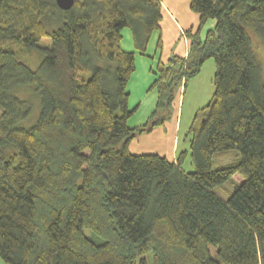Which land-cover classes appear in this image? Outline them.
<instances>
[{"label":"trees","instance_id":"16d2710c","mask_svg":"<svg viewBox=\"0 0 264 264\" xmlns=\"http://www.w3.org/2000/svg\"><path fill=\"white\" fill-rule=\"evenodd\" d=\"M189 1L200 21L186 32L189 51L159 60L155 108L130 127L135 52L121 47L122 30L146 52L160 29V0H75L68 10L55 0H0L5 262L264 264V66L247 32L264 45V0ZM208 19L216 23L201 38ZM35 54L38 71L24 62ZM208 59L214 92L189 127V150L173 161L131 153L135 137L170 118L178 89ZM26 85L40 96L30 127L22 126L32 110L20 97ZM233 149L239 157L213 168Z\"/></svg>","mask_w":264,"mask_h":264},{"label":"crops","instance_id":"0c3cea01","mask_svg":"<svg viewBox=\"0 0 264 264\" xmlns=\"http://www.w3.org/2000/svg\"><path fill=\"white\" fill-rule=\"evenodd\" d=\"M160 2L162 6L160 29L153 31L150 35L146 52L143 53L135 49V44L130 29V32L127 31L125 33V28L122 30L123 37H127V42H125V44L124 41L121 42V47L126 51L135 52V70L127 82V91L129 93L128 105L130 109L134 110L132 115L127 119V123L130 127L143 124L141 122L144 121L143 118L146 113L148 112V114H150V110L156 105L157 90L152 87V84L157 78L154 70L159 60L161 59L166 61L173 55L186 56L190 48V39L188 38L186 32L187 30L191 29V31L194 33L199 28V14L190 8L189 0H160ZM215 23L216 21L214 19H208L205 22L202 29L200 30L201 38L205 37L206 31L210 28H213ZM159 38L162 41L161 47H158L157 45ZM209 60L204 62L201 71L205 67V63ZM211 67H213L212 69L214 70L215 74L216 66L213 64H208L206 69L211 70ZM200 73L198 75H200ZM214 74L212 80H214ZM197 89L201 90V85H199ZM182 90L183 86H180L173 104L174 110L171 120H169L168 123L166 121L162 125L163 128H153L149 134L145 133L138 135L137 137L144 139H147V137H154V141L159 143V149L151 147L152 149L148 150L147 148L141 146V144H138V140L135 142L137 144H133V141H131L129 145V150L131 153L158 154L160 156L166 157L168 160L173 161L177 158L180 151L189 150L190 138L181 140L180 137L181 124L177 107L180 102V93ZM140 109L141 113L137 114ZM135 115L136 119L130 121V118L132 119V117H135ZM147 119L144 121V123L147 121ZM129 122L132 125L129 124Z\"/></svg>","mask_w":264,"mask_h":264},{"label":"rangeland","instance_id":"374dc122","mask_svg":"<svg viewBox=\"0 0 264 264\" xmlns=\"http://www.w3.org/2000/svg\"><path fill=\"white\" fill-rule=\"evenodd\" d=\"M127 31L130 32V30L128 28H125L124 33ZM247 32L253 41V47L255 49V52L259 56V59L261 60V62L263 63V66H264V45L260 44L258 42V39L255 35L253 28L247 27ZM49 41H50V38L45 36L42 38L41 43H48ZM123 41L125 44V42H127V37L126 38L123 37L121 42H123ZM41 57H42L41 55L35 54L31 58L24 59V62H26L30 66L31 69L38 71L40 61H41ZM208 62H210V63H208ZM208 64H213L215 66V62L213 59H210L209 61H207L205 63V67L202 69L200 75H198L194 78H191L188 82L187 87L186 88L183 87V90L180 93V102H179V105L177 108H178V116H179V120H180V124H181V136H180L181 140L190 138V135H188V130H189V127L191 126L192 122L194 121V117H195L196 112L200 108L205 106L209 102L210 97L212 96V93L214 90V85H213V80H212L214 70L212 69L213 67H211V70L206 69L208 67ZM199 85H201V90L197 89V87ZM181 86H183V85H181ZM20 93H21L20 97H22L23 99H25L28 102L29 101L32 102V104H31L32 110L30 112V115L28 118L25 119V121H23V124H25V125H22L20 123L24 127H26V126L30 127L32 124H34V122L38 118V115L40 112V96L37 94L39 97V99H38V97L35 95L36 91H35V88L33 85H26V86L22 87L20 90ZM154 108H152L150 110V112H149L150 114ZM173 110H174V106L171 107V115H170V118L167 120V123L169 122V120H171V117L173 115L172 114ZM140 113H141V109L137 112V114H140ZM150 114H148V112L146 113V115L143 118L144 121L147 119V117H149ZM136 115H135V117H132V119L130 118V121L136 119ZM144 121H142L141 123H144ZM129 124H131V123L129 122ZM157 127L163 128L162 125L156 126L154 128H157ZM152 130H150L149 132H143L140 135L145 134V133L149 134ZM137 137H135L132 140L133 144H137L135 142H137L139 140L138 144H141V146H143L144 148H147L148 150H150L152 148L159 149V143L154 141V137H147V139L137 138ZM154 144H157V145H154ZM182 145H183V143H182ZM239 155H240V152L238 150H236V149L230 150L223 157H220V158H217L214 160L213 168H217L220 166L227 165V164L231 163L232 161H234L237 157H239ZM183 166H184V169L187 171H192L194 169L189 156L186 158V161L184 162ZM237 182H238V180L235 177H233L232 182H225L224 183L225 186H224L223 190L224 191H229V190L232 191L234 189V183H237ZM211 251H212V256L215 257V249L213 246H211ZM0 264H8V263L5 262L0 257ZM149 264H152L151 260L149 261Z\"/></svg>","mask_w":264,"mask_h":264},{"label":"water","instance_id":"95a60500","mask_svg":"<svg viewBox=\"0 0 264 264\" xmlns=\"http://www.w3.org/2000/svg\"><path fill=\"white\" fill-rule=\"evenodd\" d=\"M55 2L59 8L68 10L74 5L75 0H55Z\"/></svg>","mask_w":264,"mask_h":264}]
</instances>
